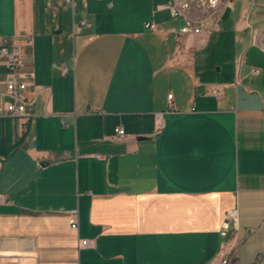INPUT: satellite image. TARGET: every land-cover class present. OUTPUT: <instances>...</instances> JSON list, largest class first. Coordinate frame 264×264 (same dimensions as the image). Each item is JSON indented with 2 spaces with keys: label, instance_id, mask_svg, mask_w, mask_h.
<instances>
[{
  "label": "crops",
  "instance_id": "crops-1",
  "mask_svg": "<svg viewBox=\"0 0 264 264\" xmlns=\"http://www.w3.org/2000/svg\"><path fill=\"white\" fill-rule=\"evenodd\" d=\"M168 1L0 0L35 98L0 116V264H264V75L241 73L252 48L264 68V0L181 42Z\"/></svg>",
  "mask_w": 264,
  "mask_h": 264
},
{
  "label": "built area",
  "instance_id": "built-area-1",
  "mask_svg": "<svg viewBox=\"0 0 264 264\" xmlns=\"http://www.w3.org/2000/svg\"><path fill=\"white\" fill-rule=\"evenodd\" d=\"M72 2V0H66ZM235 0H169L161 6L162 9L168 10L173 18L182 19L183 23L179 28L177 39L183 41L186 36H200L211 34L221 29V21L223 13L226 9L234 6ZM83 24H85L83 22ZM145 26L151 30H156L157 26L154 22L148 21ZM32 44L33 40L30 39ZM0 62L6 68V92L10 97V101L0 103L1 115H16L23 114L26 111L28 104L35 102V98L29 99L27 96V83L25 81V59L21 45L9 44L5 40L0 39ZM260 69L253 67L252 74H258ZM215 93L222 94L223 88L217 85L214 89ZM167 111L175 109L173 102V94L168 95ZM164 111L155 113V124L158 130L163 129ZM115 135L118 138L126 136V130L123 126L115 128ZM79 212L78 209L70 211V225L74 229L79 227ZM238 221V210L236 207L228 210L224 215L222 234L227 235V232L232 227H236ZM89 239L80 240V246H89ZM217 264H232V249L228 246H223L219 254V262Z\"/></svg>",
  "mask_w": 264,
  "mask_h": 264
},
{
  "label": "rangeland",
  "instance_id": "rangeland-1",
  "mask_svg": "<svg viewBox=\"0 0 264 264\" xmlns=\"http://www.w3.org/2000/svg\"><path fill=\"white\" fill-rule=\"evenodd\" d=\"M251 50L252 51L246 52L244 54V57H243L244 60L242 58L243 62L241 61V65H242L241 73L243 76H247L250 72L251 67L255 66V67H259L261 70V74L258 77H262V75H264V68L261 66V64H259V65L257 64V61L261 60L262 54L257 52L255 48L254 49L252 48ZM248 76H247V78H248Z\"/></svg>",
  "mask_w": 264,
  "mask_h": 264
}]
</instances>
